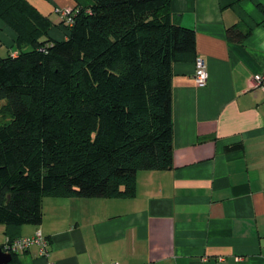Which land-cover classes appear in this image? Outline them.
Returning a JSON list of instances; mask_svg holds the SVG:
<instances>
[{
  "label": "crops",
  "instance_id": "1",
  "mask_svg": "<svg viewBox=\"0 0 264 264\" xmlns=\"http://www.w3.org/2000/svg\"><path fill=\"white\" fill-rule=\"evenodd\" d=\"M27 1L59 25L55 9L76 7ZM172 11L195 30L209 73L199 88L196 60L173 66V168L139 171L129 198L45 195L39 225L0 223V249L41 230L50 256L33 246L8 264H264V92L253 88L264 76V0H172ZM232 27L251 35L233 43ZM15 37L0 20V45L12 51Z\"/></svg>",
  "mask_w": 264,
  "mask_h": 264
},
{
  "label": "trees",
  "instance_id": "2",
  "mask_svg": "<svg viewBox=\"0 0 264 264\" xmlns=\"http://www.w3.org/2000/svg\"><path fill=\"white\" fill-rule=\"evenodd\" d=\"M75 1L59 42L27 0H0L16 35L0 45L2 224L39 225L45 195L133 197L139 171L173 168V66L196 60L195 30L174 22L172 0Z\"/></svg>",
  "mask_w": 264,
  "mask_h": 264
},
{
  "label": "built area",
  "instance_id": "3",
  "mask_svg": "<svg viewBox=\"0 0 264 264\" xmlns=\"http://www.w3.org/2000/svg\"><path fill=\"white\" fill-rule=\"evenodd\" d=\"M56 15L60 17V21L64 22V26L71 28L74 26V13H76L74 8L64 7L56 8ZM194 80L199 88H204L208 84L209 73L207 64L203 59L198 58L196 61V71L194 74ZM264 76L256 75L253 78V88L261 89L264 92ZM37 247L39 250V255L41 258L48 259L50 256V243L44 236L41 230L36 231L33 236L24 237L17 240L7 239L3 251L4 253H9L11 255L18 254L20 252H25L31 247ZM118 264V263H114Z\"/></svg>",
  "mask_w": 264,
  "mask_h": 264
},
{
  "label": "rangeland",
  "instance_id": "4",
  "mask_svg": "<svg viewBox=\"0 0 264 264\" xmlns=\"http://www.w3.org/2000/svg\"><path fill=\"white\" fill-rule=\"evenodd\" d=\"M87 2H89V0L87 1ZM69 8H72V7H69ZM74 9H75V7H74ZM53 17V20H55L56 19V17L55 16H52ZM59 19H60V17H59ZM54 23V22H53ZM61 24V23H60ZM60 25L57 23V24H55V26H54V28L55 27H59ZM53 28V29H54ZM50 30V32H49V37L52 39V40H58L59 42H61V41H66V40H68L69 38H70V36H71V33L68 31V30H63V36H60L59 37V34H61L60 33V31H56V30ZM62 35V34H61ZM15 41H16V37H15V39H14V44H15ZM0 54H6V52H3V51H0ZM2 56H4V55H2ZM8 119L9 118H6V117H2V116H0V124H4V123H7L8 122ZM27 160H32V158H30V156H29V158L27 159Z\"/></svg>",
  "mask_w": 264,
  "mask_h": 264
},
{
  "label": "water",
  "instance_id": "5",
  "mask_svg": "<svg viewBox=\"0 0 264 264\" xmlns=\"http://www.w3.org/2000/svg\"><path fill=\"white\" fill-rule=\"evenodd\" d=\"M12 255L9 253H4L1 249H0V264H8L9 262L12 261Z\"/></svg>",
  "mask_w": 264,
  "mask_h": 264
}]
</instances>
